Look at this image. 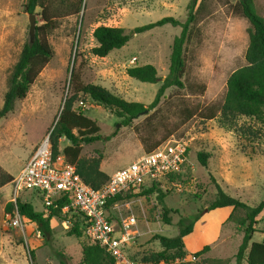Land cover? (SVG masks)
I'll return each mask as SVG.
<instances>
[{
    "label": "rangeland",
    "instance_id": "374dc122",
    "mask_svg": "<svg viewBox=\"0 0 264 264\" xmlns=\"http://www.w3.org/2000/svg\"><path fill=\"white\" fill-rule=\"evenodd\" d=\"M25 1L0 0V110L13 67L23 46L32 40ZM191 1L64 0V12L55 19L57 28L48 35L53 51L50 62L26 98L16 103L12 113L0 118V167L14 177L73 97V109L94 120L106 138L82 145L80 160L97 163L109 177L144 155V142L151 146L166 136L165 142L173 138L183 141L187 153L180 171L167 176L158 186L162 192L169 191L165 201L174 210L170 226L162 221L158 191L144 195L152 187L151 182L131 191L110 210L118 222L135 219L127 250L131 258L144 259L162 252L154 236H176L182 217L205 210L216 195L212 178L227 194L251 207L264 199V122L244 116L227 117L221 112L230 76L247 65L249 23L236 14L237 0L196 1L195 21L184 48V85L167 89L158 105L149 109L169 73L173 41L182 28L167 24L139 34L132 30L167 17L184 23ZM254 2L264 18V0ZM35 14L37 26L42 25V9L37 8ZM99 26L123 28L130 40L108 56L97 57L92 53L97 46L93 32ZM147 64L156 68L158 83H143L127 75L128 68ZM76 66L82 84L105 88L127 102L142 103L148 112L126 126L124 118L88 95H75L71 80ZM213 111L214 119L204 118ZM69 144L65 138L59 142L60 163L64 162L62 150ZM201 152L209 155L207 167L199 162ZM20 194L37 211L45 210L36 192ZM7 195L15 199L11 183L1 193L5 199ZM232 213L234 219L228 221ZM242 215V211L232 208L206 211L195 224L194 232L184 240L186 259L161 264H208L210 259L236 264L235 256L243 241L236 221ZM5 220L2 213L0 264H61L62 260L65 264H80L81 245L86 240L68 236L73 221L70 217H64V222L52 219L49 241L43 236L38 238L36 226L26 219L24 230L7 227ZM258 220L252 242L264 241V211ZM207 245L210 250L206 254L193 257ZM57 252L64 257L60 258Z\"/></svg>",
    "mask_w": 264,
    "mask_h": 264
},
{
    "label": "trees",
    "instance_id": "16d2710c",
    "mask_svg": "<svg viewBox=\"0 0 264 264\" xmlns=\"http://www.w3.org/2000/svg\"><path fill=\"white\" fill-rule=\"evenodd\" d=\"M60 1V2H59ZM197 0H192L188 6L189 14L184 23H180L172 17L145 26L137 27L132 33H143L156 27L164 25L180 26L181 34L175 37L172 46L170 58L169 73L162 82L155 100L149 106L154 109L165 91L169 88H182L183 77L185 75L184 48L190 38V28L195 21V5ZM42 9L43 24L36 27L33 40L26 43L13 67L9 79L8 88L4 96V103L0 110V118L6 117L14 111L17 102L26 98L30 88L37 80L38 76L50 62L53 51L48 41V35L57 28L56 18L64 12V0H26L25 12L29 15L35 14L36 9ZM236 14L245 18L249 23V45L246 51L245 59L247 65L236 70L229 78L227 84V95L221 108L222 114L227 117L244 116L256 118L264 122V18L258 13L254 0H237L234 6ZM79 12V8L77 9ZM93 37L97 46L92 49L93 55L104 58L112 51L123 48L130 40V34L125 29L119 27L99 26L93 32ZM79 66L73 68L71 84L75 95L84 94L91 97L94 101L102 104L113 114L124 118L123 123L129 126L132 121L146 108L144 104L138 102H127L124 99L115 96L105 88L96 85L82 84L78 72ZM127 75L143 83L156 84L160 81L158 72L153 65L134 66L127 69ZM75 97L66 102L61 115L54 125L51 133L53 147V158L58 160L59 142L62 138L67 139L70 144L63 148L62 154L64 162L76 168L77 174L82 180L95 190L102 188L110 179L104 172L99 170L97 163L88 164L80 160L82 145H89L97 141L106 139L100 134V127L97 123L86 116L84 113L73 109ZM216 117V111L204 115L207 120ZM168 136L161 141L148 146L145 142V152L150 153L162 145ZM209 155L201 152L198 154L199 162L203 167L208 165ZM14 180V176L4 171L0 167V189L9 185ZM216 188L215 198L208 204L206 209L198 210L196 214L182 217L177 223L178 234L174 237L157 235L154 239L159 241L163 251L144 259L132 258L136 261L164 263L173 260L183 261L186 259L185 238L194 232L195 224L201 219L206 211H214L223 208H232L242 211L243 215L237 218V225L243 233V241L235 256L236 264H264V241L252 242L253 236L257 233L258 217L264 211V199L254 207L247 205L239 199L227 194L221 186L212 178ZM161 182H155L144 195L158 191L157 200L162 208V221L165 225H171L170 214L174 212L165 199L169 191L162 192L158 189ZM128 193L118 195L110 199L107 203V210L110 212L112 206L122 200ZM70 203L66 198L59 202V209L50 208V212L36 211L31 203L17 198L14 202L11 200L5 206V215H12L15 207L22 218L38 225V230L46 241H49L52 235L51 221L53 218H59L63 222L64 217L68 216L72 228L68 236L76 238L84 237L86 242L81 245L80 264H117L114 257L107 251L106 246L99 242L89 239L86 235V228L89 226L87 218L80 212L72 211L62 214L60 208ZM234 219L232 213L228 221ZM70 222V221H69ZM210 247L204 246L202 250L193 254V257L199 258L206 254ZM60 258L64 257L62 252H57ZM34 260V254H31ZM208 264H229L228 260L210 259ZM61 264H65L62 260Z\"/></svg>",
    "mask_w": 264,
    "mask_h": 264
},
{
    "label": "built area",
    "instance_id": "2783aa9c",
    "mask_svg": "<svg viewBox=\"0 0 264 264\" xmlns=\"http://www.w3.org/2000/svg\"><path fill=\"white\" fill-rule=\"evenodd\" d=\"M52 130L44 136L14 177L11 183L15 196L13 201L23 191H34L43 202L44 211L49 213L50 208L59 209V202L66 198L70 203L60 208L62 214L71 210L82 213L89 223L85 235L106 246L117 264H159L136 261L128 256L135 219L118 222L107 210V203L118 195L138 190L146 182H151L153 186L155 182L179 172L187 153L183 141L174 138L167 140L154 151L145 153L115 172L102 188L95 190L82 180L74 166L54 160ZM23 219L15 207L12 215L6 216L4 224L9 228L24 230ZM38 234L40 236V231Z\"/></svg>",
    "mask_w": 264,
    "mask_h": 264
},
{
    "label": "crops",
    "instance_id": "0c3cea01",
    "mask_svg": "<svg viewBox=\"0 0 264 264\" xmlns=\"http://www.w3.org/2000/svg\"><path fill=\"white\" fill-rule=\"evenodd\" d=\"M64 138H62L61 140H63ZM117 172V171H116ZM114 174V173H113ZM112 174V175H113ZM111 175V176H112ZM110 176V177H111ZM6 187V186H5ZM5 187H3V188H1L0 189V216H1V214L2 213H5V206H6V204L8 203V202H10L11 200H12V195L9 197V195H7L8 197L5 199V197H2L1 196V193L3 192V189L5 188ZM20 197H22L21 199L23 200V201H25V202H28V203H31L29 200H27L25 197H23L21 194L19 195ZM32 204V203H31ZM33 205V204H32ZM36 210V209H35ZM37 211V210H36ZM43 212H45V211H43ZM25 219V218H24ZM27 220V219H26ZM115 220H117V219H115ZM36 227V230H37V237L38 238H41L42 236H41V234H40V236H39V234H38V232H39V230H38V225L36 224V223H33Z\"/></svg>",
    "mask_w": 264,
    "mask_h": 264
},
{
    "label": "water",
    "instance_id": "95a60500",
    "mask_svg": "<svg viewBox=\"0 0 264 264\" xmlns=\"http://www.w3.org/2000/svg\"><path fill=\"white\" fill-rule=\"evenodd\" d=\"M36 19L37 18H36V16L34 14L29 15L30 35L32 37V40H33V38L35 36V30H36V27H37ZM147 112L148 111L146 110V111L140 113L138 116L143 115V114H145Z\"/></svg>",
    "mask_w": 264,
    "mask_h": 264
}]
</instances>
